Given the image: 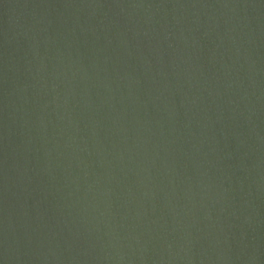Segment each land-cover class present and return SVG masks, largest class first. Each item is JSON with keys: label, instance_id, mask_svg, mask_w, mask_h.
<instances>
[{"label": "water", "instance_id": "95a60500", "mask_svg": "<svg viewBox=\"0 0 264 264\" xmlns=\"http://www.w3.org/2000/svg\"><path fill=\"white\" fill-rule=\"evenodd\" d=\"M0 264H264V0H0Z\"/></svg>", "mask_w": 264, "mask_h": 264}]
</instances>
